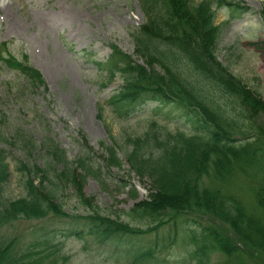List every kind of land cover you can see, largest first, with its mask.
<instances>
[{"label":"rangeland","instance_id":"rangeland-1","mask_svg":"<svg viewBox=\"0 0 264 264\" xmlns=\"http://www.w3.org/2000/svg\"><path fill=\"white\" fill-rule=\"evenodd\" d=\"M10 1L13 2L12 10L1 12L6 15L7 22L0 30V44L9 42L8 52L19 59L28 55L31 64L38 69L43 68L49 93H44L43 90L39 94L28 91L30 89L23 79L17 92L13 83L17 80L15 73L6 65L0 68V127L16 124L20 128L19 132L23 133L17 137L11 135L5 140H0V150L6 152L11 170V176L5 184L4 199L9 203H17L25 198L23 187L27 179L34 178L37 183L42 179L37 178L40 173L36 178L32 175L27 177L19 169L22 164L29 166V160L23 147L17 143L20 144L24 137H32V141L38 146L43 141L46 146H60L66 151L68 160L73 162L70 167L79 170L75 172L72 185L60 183L61 193L57 199L63 205L64 214L83 217L92 213L85 207L89 205L103 217L107 216L146 230V221L133 222L126 213L139 202L149 200L155 186L148 174L143 178L137 175L128 160L132 153L138 152L147 142V116L142 112L122 121L112 119L106 110L108 107L105 100L115 87L111 86L104 93H99L98 78L101 71L97 70L96 66V61H106L110 56L111 44H115L128 55H134L135 46L131 35L144 23L137 3L133 6L136 12H132L128 0ZM232 1L241 3L246 11H221L214 23L207 19L205 29L210 31V38L218 37L214 44V57L217 62L256 95L258 101L264 103V21L261 15L264 0ZM189 8L201 23L205 21L204 14L197 6L189 4ZM216 26L221 27L220 31ZM180 55H177L175 64L169 67L178 70V73H173L178 79V84L185 83L197 90L193 105L202 108L207 107V104L221 105L222 97L215 91L213 81L199 73L188 57L183 61ZM133 59L137 61L136 56ZM160 77L168 80L169 75L162 71ZM168 87L173 89L171 91H177L173 83ZM243 117L246 118L244 115ZM248 118L251 120L250 127H264V114L255 118L248 115ZM168 120L164 126L169 127L172 132L179 128L188 134L191 130V125L179 114L170 112ZM244 131L243 126L237 129L235 132L239 135L235 138L242 139L240 132ZM32 144L29 145L30 148L33 147ZM82 144L88 145V149L83 148ZM101 144L115 148V164L113 161L108 162ZM159 151L153 150L154 154ZM34 154L32 159H37L39 167L45 168L48 163H52L48 157L40 155L39 158ZM83 155L93 159V170L97 171V174H91L85 179L80 176L81 172H85L75 164ZM58 170L63 172L60 165ZM47 171L51 172L52 169ZM254 174L264 180L263 173ZM236 182L237 184L230 185L232 191L228 190V194L240 191L242 195L239 197L246 198L248 202L251 198L248 196L249 189L246 188L247 181ZM81 201H84L85 205H82ZM197 213L205 214L193 212ZM169 214L171 213L163 216L168 222L165 228L158 233L142 237L145 238L144 242L126 238L99 242L91 236L84 239L68 238L60 233L63 229H70L64 228L68 219L39 220L29 216L4 227V240L8 243L13 239L19 243L14 250H7L3 247L5 245L0 244V251L6 253L4 264H133L136 254L152 249L163 241L165 246L163 243L159 244L158 254L148 253L149 258L159 257V261L148 264H184L182 257H172L183 256L187 259L186 255L191 246L179 231L178 236L173 234L175 218ZM177 221L181 226L183 220ZM185 226L191 228L192 224ZM55 231L59 232L53 234ZM45 233L53 235L47 237ZM34 236L50 238L55 244L43 245L40 261L33 260L35 248L31 246L40 242ZM4 240L0 239V243ZM24 258L26 259L23 260ZM3 260L1 259L0 264H3ZM225 262L222 255L212 258V264Z\"/></svg>","mask_w":264,"mask_h":264},{"label":"trees","instance_id":"trees-1","mask_svg":"<svg viewBox=\"0 0 264 264\" xmlns=\"http://www.w3.org/2000/svg\"><path fill=\"white\" fill-rule=\"evenodd\" d=\"M190 2L194 4L195 0ZM199 11L204 13L206 21L211 17L210 7L205 3L200 2ZM154 14L152 10L148 11L149 17ZM169 15H172L170 8ZM156 20L154 24L159 25H156L157 28L153 26L155 31L164 36H171L168 41L176 45L179 51L181 49L185 57L188 56L199 73L213 81L215 91L220 94V101L223 103L213 107L204 106L205 108L198 106V111L203 116L197 117L198 129L193 134L180 131L172 133L166 128L151 129L147 134V142L138 152L132 153L128 160L137 175L143 178L148 174L157 188L153 186L150 199L140 202L129 215L159 227L160 222L164 221L163 216L168 213H173L174 217L178 218L186 212H204L227 225L236 234L248 250L249 258L264 264V180L254 174H264V127H250L251 120L248 118V115L255 118L264 114V103L258 101L256 95L217 62L214 57L216 37L210 38V31L203 25L201 27L200 24H191L193 18L184 13L183 9L181 15L175 18V23L168 22L171 24L169 26L164 20ZM175 58H170L172 62L163 65L164 73L169 75L168 80L154 71L149 74L142 67L137 66L132 68L133 71L129 70V78L135 75L128 83L130 90L141 94L142 89H150L152 93H166L182 105H193L197 90L185 83L178 84V79L173 76L178 70L169 67L175 64ZM172 83L177 91H171L173 89L168 87ZM241 126L245 127V133L240 132L242 139L237 140L235 136L239 133L235 131ZM150 148L160 151L154 154ZM108 151L114 159V149L109 148ZM57 156L64 162L59 153ZM4 161V158L0 159V221L31 213L43 215L55 211L51 206L50 195L47 196L50 199L30 195L17 203L7 204L4 199V183L9 171ZM71 177L72 180L75 178ZM236 180L247 181L246 188L253 196L249 207L237 195H232V192L228 194V190L232 191L230 185L237 184ZM98 218L100 223L106 220H101L100 216ZM195 225L200 224L195 221ZM213 228H204L202 234L197 228L186 230L198 248L195 254L196 264H209L215 252L225 254L227 264H248L238 255L234 244ZM119 229L132 235L145 233L132 231L124 226H119ZM5 254L0 251V263L1 259H4L3 264L6 262ZM236 256L238 263L234 261ZM33 257V260H39L34 254Z\"/></svg>","mask_w":264,"mask_h":264}]
</instances>
